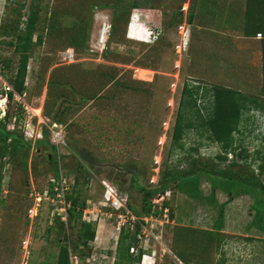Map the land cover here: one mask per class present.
<instances>
[{
    "label": "rangeland",
    "instance_id": "1",
    "mask_svg": "<svg viewBox=\"0 0 264 264\" xmlns=\"http://www.w3.org/2000/svg\"><path fill=\"white\" fill-rule=\"evenodd\" d=\"M31 2L0 0V32L3 27L21 32ZM35 3L39 17L33 42L36 35L42 41L31 45L25 90L12 100L5 96L12 89V75L3 69V60L16 62L18 56L5 44L12 38L0 35V99H5L0 120L7 129L17 130L23 142L11 160L0 158V264H56L60 247L75 238L57 221L59 202L48 192L50 158L68 179L66 194L75 178L82 182L85 175L90 177L80 186V196L86 199L83 220L92 223L95 239L86 259H78L69 248L70 264H114L120 229H134L102 204L104 184L111 179L129 190L121 194L133 214L128 206L140 210L143 205L137 187L152 191L160 186L165 170L185 171L193 159L205 170L214 164L213 171L193 175L198 178L197 194L191 182L186 193L172 187L151 197V212L158 214L141 219L137 243L129 249L134 258L142 255L135 264H264V201L257 204L255 193L238 180V175L256 180L264 200V109L242 114L234 145L238 151L245 149L249 158L237 159L238 167H230L231 153L227 161L217 159L219 146L202 128L185 131L181 149L172 146L185 86L196 98V109H186L189 114L197 109L203 115L209 112L210 92L222 86L264 105L258 94L259 37L246 38L242 30L246 1ZM116 6L120 8L113 13ZM97 16L111 24L101 54L90 51L100 26ZM73 150L92 155V170L79 173ZM226 169L237 173L230 196L226 186L213 187L211 181H219L215 172ZM221 208L219 243L210 245L208 234L196 230L216 228Z\"/></svg>",
    "mask_w": 264,
    "mask_h": 264
},
{
    "label": "trees",
    "instance_id": "2",
    "mask_svg": "<svg viewBox=\"0 0 264 264\" xmlns=\"http://www.w3.org/2000/svg\"><path fill=\"white\" fill-rule=\"evenodd\" d=\"M11 1V0H6ZM37 0H32L27 18L22 22L23 29L21 32H17L14 28L6 29L0 32L2 37H11L12 42L5 43L6 45L13 47L15 54L18 56L16 62L12 59L3 60V69L9 72L10 76L9 84L12 89L10 92L6 93L5 96L9 100H12L14 94L22 95L25 90V78L27 73V66L29 61V51L33 43H41L42 36L36 35V41L33 42L35 36V30L38 23L39 9L35 6ZM40 1V0H39ZM246 1V22L242 28L243 35L246 38H255L257 35H261V48H262V85L258 91V94L264 97V0H245ZM153 4L149 3V9H153ZM24 6H21V8ZM133 7H139L137 1L133 3ZM120 6H116L113 13H116V9ZM20 18L21 14L18 12ZM259 15V16H258ZM191 21V15L189 16ZM19 18L16 20V24H19ZM256 19V20H255ZM257 27H254V26ZM211 97L213 98L210 104L209 112L205 115L201 114L199 110H195L194 113L186 111V109H196V98L192 93V90L188 87L183 88V99L180 105V110L177 114L176 122L173 127L172 132V146L173 148H182L180 143L183 139L185 131L193 130L197 128H202L207 134V139L215 142L220 149V154L217 159L220 161H227L228 154H233L232 160L229 162L230 167H238V160H247L249 154L245 149L238 151L234 140V133L238 132V127L241 121L242 114L246 111L252 109H264V105L261 102L255 101L247 96H244L241 91L232 89L228 86H222L214 88L211 92ZM49 131L45 130V136H48ZM44 138V137H43ZM42 138V139H43ZM6 141V144H2V141ZM23 148V142L18 136L17 130H9L6 128V123L0 120V158L12 159L15 154ZM56 148L52 147L54 151ZM78 159V171L79 173L86 172V168L91 169V163L94 162L92 155L87 153L85 150H73L72 152ZM238 159V160H237ZM49 164L52 167L53 177H58L59 170L57 168L55 158L49 159ZM190 168L185 171L173 172L171 170H165L161 176L160 186L154 190H146L144 187H137L141 192H143V205L140 210L128 206L129 209L133 211V214L139 219V223L134 225V229L131 230L129 227H122L119 232V237L116 246V256L114 257V264H135L139 263L142 255H137L134 258L133 254L129 253V249L137 243V236L140 233V224H142V217L147 216L150 213L157 215L158 212L152 210L151 197L157 192H164L170 190L174 187L180 189L182 192L186 193L187 184L193 182L194 188L196 189V194L199 191L198 188V178L193 176L200 171H206L210 174L214 169V164L209 166V170H205L197 167L196 160L190 161ZM263 166L260 167V173L263 171ZM92 170V169H91ZM216 176L220 177V180H211L213 187L226 186V193L230 196L235 189V178L237 173L232 171V169L221 170L220 172H215ZM180 176V177H179ZM89 175H85L82 182L79 178H75L74 184L71 188L69 194H65V200L69 203V207L66 212V221H62L60 217H57L59 225L66 227L71 232L74 233L75 238H67L66 245L60 247L59 253L56 258V264H70V250L73 248L74 256L78 259H86L90 255L89 243L95 239V230L91 222H86L83 220V213L86 209V199H82L80 196V186L87 185L89 183ZM179 179V180H178ZM238 180L243 186L247 188V192L252 191L255 193L256 203H262L263 199H260L263 190L261 185H258L256 180L253 178H247L246 176L238 175ZM111 182V184H110ZM108 182L116 194L123 201L124 198L121 193L128 194L129 190L123 188V185L117 181L111 180ZM116 186H114L113 184ZM52 184L48 182V192L52 194L51 186ZM117 188V189H116ZM225 188V187H224ZM0 191H1V176H0ZM188 191V190H187ZM53 195V194H52ZM190 195V194H189ZM195 196V195H190ZM126 204V203H125ZM127 205V204H126ZM167 203H164V207H167ZM256 205V204H255ZM264 215V214H263ZM258 216V215H257ZM223 221V209L221 208L218 219L217 226L213 230H196L208 234V240L210 245L217 242L218 233L220 231L219 227ZM182 262V261H181ZM183 263V262H182ZM184 264V263H183Z\"/></svg>",
    "mask_w": 264,
    "mask_h": 264
},
{
    "label": "built area",
    "instance_id": "3",
    "mask_svg": "<svg viewBox=\"0 0 264 264\" xmlns=\"http://www.w3.org/2000/svg\"><path fill=\"white\" fill-rule=\"evenodd\" d=\"M97 20L100 22V26L98 29L97 37L92 45L91 52L103 53L106 49V45L108 42V38L110 35L111 24L104 16H97ZM257 37H261V35H257ZM64 55L72 58V53L66 52ZM10 88H7L9 90ZM68 179L62 174L60 171L58 173V177H52L49 182L52 184V196L54 199L59 202V208L57 209V216L60 217L62 221H66V212L69 207V203L65 200V194L68 190ZM102 204L109 208L112 212H116L118 219L123 222V225L126 223L130 224V226H134L136 223H139V219L132 214L126 207L124 201L119 198L116 194L114 188L109 184H104V193L102 196ZM125 223V224H124ZM133 251V249L131 248Z\"/></svg>",
    "mask_w": 264,
    "mask_h": 264
},
{
    "label": "bare ground",
    "instance_id": "4",
    "mask_svg": "<svg viewBox=\"0 0 264 264\" xmlns=\"http://www.w3.org/2000/svg\"><path fill=\"white\" fill-rule=\"evenodd\" d=\"M142 72L145 73V74H148L149 73L148 71H142ZM4 104H5V99L4 98L3 99H0V118L4 117L3 116L4 115V109H3ZM35 113L37 115H39L40 114V111L39 110H36Z\"/></svg>",
    "mask_w": 264,
    "mask_h": 264
},
{
    "label": "crops",
    "instance_id": "5",
    "mask_svg": "<svg viewBox=\"0 0 264 264\" xmlns=\"http://www.w3.org/2000/svg\"><path fill=\"white\" fill-rule=\"evenodd\" d=\"M250 39H255V38H250ZM261 39H262V37H260L259 40H258V45H259L258 47H260L259 50H260V53H261V63H260V64H261V66H263V64H262V60H263V59H262ZM177 260H178V258H177ZM179 262H180L181 264H183L181 261H179Z\"/></svg>",
    "mask_w": 264,
    "mask_h": 264
}]
</instances>
